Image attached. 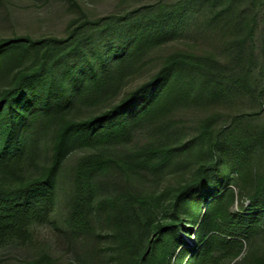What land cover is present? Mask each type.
<instances>
[{
	"label": "trees",
	"instance_id": "1",
	"mask_svg": "<svg viewBox=\"0 0 264 264\" xmlns=\"http://www.w3.org/2000/svg\"><path fill=\"white\" fill-rule=\"evenodd\" d=\"M182 37L207 38L216 51L170 53L120 96L153 52ZM10 64L0 90V230H22L50 210L68 153L93 148L73 171L69 223L76 230L93 218L107 223L125 264H230L264 237V0H156L79 21L64 37H0V70ZM238 101L248 109L221 124L225 115L214 112L190 138L162 122L180 105ZM148 127L175 133L134 159L109 156L110 146ZM51 135V164L24 178L22 168ZM180 162L189 179L148 195L104 193L95 181L113 165L162 172ZM242 198L248 205L234 210ZM233 264H264V251Z\"/></svg>",
	"mask_w": 264,
	"mask_h": 264
},
{
	"label": "rangeland",
	"instance_id": "2",
	"mask_svg": "<svg viewBox=\"0 0 264 264\" xmlns=\"http://www.w3.org/2000/svg\"><path fill=\"white\" fill-rule=\"evenodd\" d=\"M156 0H0V37H64L68 29L85 19L97 20L110 14L119 13L136 6L149 4ZM217 44L211 40L179 38L153 52L144 65L146 69L131 76L125 82L120 96L132 89L159 67L161 60L170 53L179 50L216 51ZM13 65H6L0 70V90L9 85L13 75ZM246 102L238 101L235 105L208 104L205 106L180 105L166 115L162 122L173 123L182 132L180 136L190 138L197 132L200 121L214 112L225 115L220 121H229L233 114L248 109ZM153 127L139 129L128 143L112 145L107 149L109 156L122 161L136 158L139 150L152 142L166 139L175 132H154ZM53 135L41 143L42 152L21 170L24 178L42 174L52 161ZM93 148H75L70 151L59 172V182L53 207L40 212L29 225L22 230H0V264H125V253L116 241L113 231L107 223L99 219H90L85 229L76 230L69 223L71 214V187L73 171L82 157L96 152ZM127 166L113 165L95 176V181L104 193L132 190L148 195L169 186H177L190 177L189 169L182 163L172 165L165 171L154 172L150 169L128 171ZM249 200L236 201L246 207ZM197 224L193 226L186 241L194 243ZM190 236V237H189ZM191 238V239H190ZM264 251V237L245 245L238 258H243L250 251ZM236 258L230 264H233Z\"/></svg>",
	"mask_w": 264,
	"mask_h": 264
}]
</instances>
